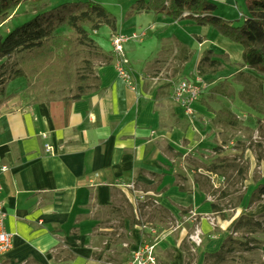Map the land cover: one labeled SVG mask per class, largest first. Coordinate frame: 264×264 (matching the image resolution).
<instances>
[{
    "label": "crops",
    "instance_id": "0c3cea01",
    "mask_svg": "<svg viewBox=\"0 0 264 264\" xmlns=\"http://www.w3.org/2000/svg\"><path fill=\"white\" fill-rule=\"evenodd\" d=\"M23 5L0 30L32 15ZM138 14L154 27L164 18ZM128 24L116 32L136 31ZM131 43L135 90L118 77L110 42L96 43L99 88L80 99L20 101L10 84L0 95L1 199L14 234L1 264H128L143 239L156 245L157 264H208L241 217L264 214V200L250 204L264 184L258 152L238 148L240 139L223 145L226 115L237 114L202 96L184 114L174 86L147 70L157 45ZM196 229L199 247L189 238Z\"/></svg>",
    "mask_w": 264,
    "mask_h": 264
},
{
    "label": "trees",
    "instance_id": "16d2710c",
    "mask_svg": "<svg viewBox=\"0 0 264 264\" xmlns=\"http://www.w3.org/2000/svg\"><path fill=\"white\" fill-rule=\"evenodd\" d=\"M47 0H0V24L6 21L11 12L21 4H29L46 9ZM247 17L242 25L234 26L231 22L215 15L216 4L212 0H136L126 13V18L140 12L166 14L174 20H190L196 25L212 26L227 39L242 46L243 66L264 75V0H246ZM108 26L115 33L118 19L111 11L96 0L63 2L42 12L36 11L29 21L16 26L5 36L0 35V61L13 55H20L18 62L0 64V95L4 94L13 80L24 77L30 81L38 75L55 79L57 84L69 83L71 76L75 81L73 94L64 99H80L99 88L91 60L83 59L82 68L70 71L75 55L74 48H94L100 55L99 47L91 37L102 26ZM65 31L71 32L70 40ZM112 33V34H113ZM62 43H66L65 46ZM79 51H77V55ZM76 55V56H77ZM227 54L208 50L198 63L200 76H210L221 70ZM31 64L24 66L25 62ZM26 70H29L28 72ZM240 74H244L241 72ZM260 85L258 97L264 98ZM230 125L236 126L238 118L232 113L226 115ZM257 129L264 143V109L262 117L257 120ZM258 160L264 163V144L258 147ZM264 200V184L253 192L250 204ZM264 218V214L261 216ZM263 227V221L243 216L236 223L233 233L224 241L221 249L210 255L216 261H224L230 254L240 250H250V241L236 236L242 230L256 233Z\"/></svg>",
    "mask_w": 264,
    "mask_h": 264
},
{
    "label": "rangeland",
    "instance_id": "374dc122",
    "mask_svg": "<svg viewBox=\"0 0 264 264\" xmlns=\"http://www.w3.org/2000/svg\"><path fill=\"white\" fill-rule=\"evenodd\" d=\"M86 0H47L45 3L46 9L42 7L28 6L24 4L23 7L29 8L31 16H20L19 25L33 18L35 12H42L53 6L63 2H76ZM116 15L118 19V27L122 30L128 28V21L132 20L136 24V32L147 30V36L142 40L134 42H147L151 40L157 46L155 47L152 61L148 64V71H151V78L157 83H170L175 86L182 78H196L198 73V63L204 53L208 50H214L216 53L227 54L229 59L224 61L221 70L210 76L202 77L207 83L206 92L202 94L200 100L209 101L218 110L234 111L238 116V124L236 126H228L225 129L223 136V145H230L234 140L240 139L237 143L238 148L252 147L259 153L258 147L262 146V138L257 129V120L262 117V110L264 109V98L258 97L260 85L263 87L264 93V75L254 69L244 67L242 60V46L224 37L217 29L212 26H200L188 21L174 20L173 18L162 14L163 19L157 20L156 27L151 20L145 19L144 15L136 14L126 18L132 3L136 0H96ZM216 4L215 15L219 16L234 26L242 25L245 17H247V3L246 0H212ZM145 19V20H144ZM110 28L102 26L98 31L91 34L93 40L102 47H109L110 44ZM131 33V32H129ZM1 35H5V29L0 30ZM126 34H128L126 32ZM70 40L71 32L65 31ZM177 39V40H176ZM204 40V41H203ZM180 41L182 43H180ZM202 42V43H201ZM63 46L66 43H62ZM100 49V48H99ZM101 50V49H100ZM77 51L79 54L77 55ZM74 57L71 63L70 71L82 68V60L89 59L93 66L95 62L101 59L98 51L94 48L83 47L80 50L74 48ZM77 55V56H76ZM232 57V60L230 59ZM20 55H13L9 59L0 61V64L8 62H18ZM25 62L27 67L31 64L29 61ZM130 66L129 62H126ZM116 67V66H115ZM27 72L29 70H26ZM117 71V70H116ZM243 72L244 74H240ZM36 74V73H35ZM31 77L30 81L24 77H19L10 83L11 96H17L20 101L31 100H49L57 98H68L73 94L75 89V81L71 76L68 78L69 83L57 84L55 79L50 77L38 75ZM26 83V89H21ZM6 99L8 97H5ZM28 99V100H27ZM236 144V142H234ZM235 146V145H234ZM259 171L257 167V170ZM263 221V227L256 233H247L241 231L238 237H242L244 241L254 239L255 242L249 243L250 250H240L230 254L224 261L218 263L215 258L210 259L208 264H264V218H257Z\"/></svg>",
    "mask_w": 264,
    "mask_h": 264
},
{
    "label": "built area",
    "instance_id": "2783aa9c",
    "mask_svg": "<svg viewBox=\"0 0 264 264\" xmlns=\"http://www.w3.org/2000/svg\"><path fill=\"white\" fill-rule=\"evenodd\" d=\"M147 32V30L140 32L133 31L128 34L115 32L110 38L118 77L132 90L136 89L134 72L126 63L127 61L124 58V47L132 41L142 40L147 36ZM206 89L207 83L201 76L193 79L182 78L174 86L171 98L173 102L183 110L184 114L191 116L194 111V104L199 100ZM51 148V145L47 146L48 151H50ZM7 170L8 167L6 165H0V264L2 259L12 249L14 242V234L6 229L7 213L1 199L4 190L2 175ZM211 223L214 225L212 221ZM201 236L202 232L200 229H196L194 233L190 235L189 238L194 247H199L202 244ZM155 248V244L143 239L132 251L128 264H157Z\"/></svg>",
    "mask_w": 264,
    "mask_h": 264
}]
</instances>
